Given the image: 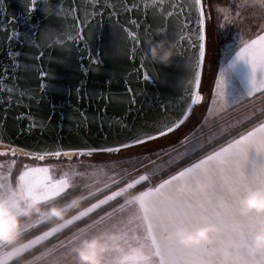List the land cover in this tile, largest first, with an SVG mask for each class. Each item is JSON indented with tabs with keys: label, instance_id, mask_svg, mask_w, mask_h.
<instances>
[{
	"label": "snow or ice",
	"instance_id": "1",
	"mask_svg": "<svg viewBox=\"0 0 264 264\" xmlns=\"http://www.w3.org/2000/svg\"><path fill=\"white\" fill-rule=\"evenodd\" d=\"M64 3L65 0H22L20 16L8 17V5L0 0V13L7 18V23L0 25V34L9 45L6 56L10 62L0 65V81L11 80V84L5 83L0 88V93L4 94L0 105L4 120L11 108L24 107L26 102L29 120L33 119L30 113L34 105L46 109V123L66 118L64 106L55 102L62 97L55 95L61 89L57 86L59 75L51 66L66 64L80 45L84 46L88 60L86 66L81 52L78 63L83 75L102 69L107 63L103 59L105 55L114 62V67L106 79H101L99 91L89 92L84 79L63 89L76 106L71 112L73 117L87 119L86 114L79 111L82 102L96 99L107 102L105 110L111 105L123 108L129 115L139 114L145 104L142 93L137 91L141 80L161 90L180 86L187 93L186 107L175 120L169 118L167 102L154 101L156 112L150 118L130 127L125 124L124 138L116 141L115 146L99 147L94 151L120 153L164 138L187 122L194 114V106L204 103L200 73L194 71L202 64L204 45L199 46L195 62L184 57L178 49L185 40L179 34L191 29L193 17L198 34L203 30L206 17L210 18L206 0H67L68 7H64ZM87 3L91 4V11L85 7ZM234 6L241 10L254 9L264 21V0H240ZM37 12L43 14V25L32 23ZM229 18L225 15V19ZM19 25L27 26L26 30L21 31ZM261 31L264 32V25ZM95 45L98 46L93 47ZM165 50L171 51L170 58L164 54ZM178 56L184 57L185 74L182 79L173 81L167 69L177 63ZM238 58H246L252 69L250 87L243 96L247 99L264 93V34L244 42ZM45 63L50 67L45 69ZM124 63L136 66L135 72L123 68ZM35 71L39 75L37 89L20 84ZM133 76L136 77L135 85ZM114 81H119L123 92L114 94L111 91ZM193 83L196 91H193ZM215 88L220 90L209 93L210 103L199 127L194 126L179 142L183 151L173 148L176 156L161 164L151 161L154 165L152 176L176 168L173 174L137 192L141 183H149L148 174H139L138 180L128 182L125 175L114 172L103 189L97 188L77 199L95 198L105 191L109 194L70 219L61 220L57 226L36 235L30 231H34L36 225L29 223L14 231L11 239H0V264H71L69 249L78 239L71 229L79 223L91 227L117 216L126 219L120 234L128 249L117 264H264V246L256 243V236L264 232V213L254 214L241 206L242 193L264 187V107L254 109L246 117L249 126L243 127V131L234 127L219 128L209 137V145L226 135L231 139L217 144L211 151H204L207 145L201 142L199 134L208 129L209 121L217 115L213 105L218 100L224 105L238 102V97L231 101L226 98L225 82L220 78L215 81ZM24 116L22 113L16 119ZM71 151L75 154L80 150ZM49 155L58 158L64 153L57 151ZM186 160L188 163L184 167H178ZM134 171L140 173V169ZM75 175L80 173H65V178L48 180L38 190L35 185L23 183L26 173L22 172L16 185L20 186L27 206L51 207L80 191V186L72 182ZM5 181L12 184L11 170L7 176L0 175V189L5 188ZM130 196L135 199H129ZM102 206H109L110 210L91 223L84 222ZM46 221H49L48 216L37 218L38 223ZM205 224L215 225L216 230L202 243L185 245L174 236L180 226L193 228ZM60 235L63 239L57 238Z\"/></svg>",
	"mask_w": 264,
	"mask_h": 264
},
{
	"label": "water",
	"instance_id": "2",
	"mask_svg": "<svg viewBox=\"0 0 264 264\" xmlns=\"http://www.w3.org/2000/svg\"><path fill=\"white\" fill-rule=\"evenodd\" d=\"M8 5V17L20 16L22 8V0H5ZM176 2V0H172ZM64 7H68L67 0H65ZM89 11L92 10L90 3L85 5ZM206 12H208V3L206 1ZM7 23V18L3 13H0V25H5ZM33 24L45 23L43 19V14L37 12L32 20ZM21 31H25V25H19ZM179 35L185 37L182 46L178 49L183 53L184 57H190L193 62L198 57L199 46L204 45V57L202 64L194 69L195 72L200 73L201 84L203 79L205 58L207 52V17L203 30L197 33V24L195 23V18L193 17V22L191 24L190 30H185ZM199 36H203L200 39ZM195 45V47H194ZM8 44L4 39L3 34H0V65L9 64V60L6 56V50ZM95 45L93 47H96ZM26 50V49H24ZM83 52L84 63L88 66L87 52L83 45H80L78 49H75L70 55L68 62L64 65H53L51 67L59 75V80L57 83L58 88L61 89L60 92L55 93L58 97L62 99H57L55 102L62 104L66 109V118H57L53 122H45V112L46 109L40 106H33L31 109L32 120L27 118L29 109L27 108V102L24 107L21 108H11L7 113V120L3 119L4 113L0 111V153H7L8 155L14 156H27L29 158H35L38 160L46 159H62L68 158L72 159L74 157H81V151L83 155H91L98 153L94 151L99 147L115 146L116 141L124 138V125L127 124L129 127L133 123L143 122L146 117L150 118L155 112L156 102H167L169 104L170 112L169 118L175 120L182 108L186 107L185 97L187 93L183 91L180 86H173L168 89H158L150 83H145L143 80L137 88L138 92H141V99L145 101L143 110L138 114L133 112L129 115L123 108L107 106V102H102L98 99L89 102L88 100L83 101V107L79 109L86 114L87 119L81 117H73L71 112L75 105H72L67 92L63 91L70 83H76L80 79L86 80V87L89 92L99 91V85L102 78H107L109 72L114 67V62L110 60L106 55L103 57L107 61L106 65L96 71L95 69L88 73L87 76L83 75L79 67V55ZM169 50H165V55ZM55 54V53H54ZM159 55V50L157 51ZM178 56L177 63L167 69L173 81H177L183 78L185 74L184 69V57ZM24 60L21 58V63ZM39 66V62H37ZM123 68L127 69L128 72H135L136 66L130 63H124L121 65ZM45 69L49 68L50 65L45 63L43 65ZM11 71V68H10ZM23 75L24 73L21 72ZM134 85L136 77H132ZM5 83L11 84L9 81H0V88L4 86ZM39 83L38 71L28 74L27 80H21L20 84L28 87L30 89H37ZM200 84V88H201ZM111 91L114 94L123 92L119 81H114ZM193 91H196V86L193 83ZM163 92V95L161 93ZM203 96V93L201 92ZM4 94L0 93V105L3 104ZM51 99V97H49ZM139 107V106H138ZM195 107V106H194ZM22 113L25 114L24 118L17 120L16 117L20 116ZM119 133V134H118ZM71 150L76 151L75 154ZM61 152L64 155L60 157L50 156L51 152ZM44 157L41 159V157Z\"/></svg>",
	"mask_w": 264,
	"mask_h": 264
},
{
	"label": "rangeland",
	"instance_id": "3",
	"mask_svg": "<svg viewBox=\"0 0 264 264\" xmlns=\"http://www.w3.org/2000/svg\"><path fill=\"white\" fill-rule=\"evenodd\" d=\"M234 1L236 2V4L234 5H238L240 3V0H234ZM234 5L230 6L227 9V11L223 14V16L219 18V21L217 22V26H218L217 30L222 40H226L228 37H232V36L234 37L238 36L239 38H243V37L245 38L251 35L252 33H254L255 31H257L258 29H260L261 25H264V21L261 20L256 10L254 9L253 10H241L235 7ZM208 12L210 14L209 3H208ZM238 12L240 13L239 16H237ZM225 15H228L230 18L225 19ZM209 28H210L209 37L211 41V49L214 53L215 49L217 48V45L215 43L216 29H214L213 22ZM223 47H224V43H222V46L220 48V56L222 55L224 51ZM213 53H212V56L215 55ZM220 56L214 57L217 59V65L214 66V63H213L212 72H210L208 78L204 82L205 88L201 91L203 93L204 103L198 104L194 107V111L195 109L199 108L198 111L196 110L193 118L185 126H183L182 128H179V130L177 129L178 130L177 132L171 134L168 137H164L161 140L159 139V141L157 142L152 141L143 146L135 147L130 150H124L120 153L98 152V153H94L91 155H82L85 157H91L90 159L96 160L98 164L100 165L98 166V169H99L98 172H96L98 174L97 176L98 178L95 179V181L92 182L91 184L85 186L84 188H80V191H79L80 195L87 196V193L90 191H96L97 188L103 189L104 183L108 182V177L112 176L114 172H120L122 175H125L128 182H131L133 179L138 180L139 174H148L149 175L148 185L138 191L144 190L150 185L156 184L160 180L165 179L169 175L173 174L176 171V168H172L171 170L167 172L164 171L163 173L164 175L165 174L166 175L165 176L163 175V177L157 180L156 176L151 175L152 169L154 167L151 161H155V164H161L164 161H167L170 157L176 156L177 153L173 151V148H176L177 151H183V149L179 147V142L182 141L186 135L192 132L194 126L199 127V121L205 114L206 109L210 103L209 93L213 90L215 91L220 90L218 88H215V81L217 80L216 72L220 64V58H219ZM225 90H226V98L230 101V99H232V94H229V91L227 90L226 85H225ZM221 106H222V100H218L217 103L213 105V108L215 110L221 109L222 108ZM223 107H224V110H222L221 112H217L216 117H214V119L209 121L208 129L204 130L202 133L199 134L201 142L207 145L204 151H211L212 148H214L217 144H223L226 140L231 139V136L226 135L223 139H217L214 144L209 145L207 143L209 137L214 136L219 131V128L230 129L234 127L237 131H243V127H248L249 125L246 122V117H248L254 109H259V108L264 107V93L260 94L259 96H253L252 98L245 99L244 101H241L237 104H234L228 107L224 106L223 104ZM232 135H235V131L232 132ZM14 157H16L19 161V159L27 157V156L14 155ZM137 157H139V160L137 159ZM63 159H68V158H62V160ZM24 160H27V159L25 158ZM187 163L179 165L178 167L182 168ZM144 165H147L148 167L145 168ZM125 169L127 170V172L123 171ZM134 169H140V173H137L136 171H134ZM127 173H131V175H128ZM160 175H157V176H160ZM121 187H124V185L122 184ZM112 190H115V189H112ZM254 192L260 193L262 196H264V189L261 191L260 190L256 191V190H253L252 188L251 190L246 191L241 194V202L244 200L245 197H247L248 195ZM108 194L109 192L105 191L103 192V194H98L97 197L95 198L86 199L90 201L86 204V206L80 209V211H83L84 209L88 208L92 203H96L97 199H102L104 195H108ZM130 197H133V196H130ZM86 200H80L76 198L73 201L69 203H65L62 206L56 204L55 206L51 208L48 207V209L45 210L46 211L45 214H47V216L49 215V217L54 216L60 211H63L64 209H66L69 205H72L76 202L79 203V201L81 203L82 201H86ZM59 223L60 222L52 226L55 227ZM22 226L23 225L16 227L12 230L16 231L17 229H20ZM12 230H10L9 232H12Z\"/></svg>",
	"mask_w": 264,
	"mask_h": 264
},
{
	"label": "crops",
	"instance_id": "4",
	"mask_svg": "<svg viewBox=\"0 0 264 264\" xmlns=\"http://www.w3.org/2000/svg\"><path fill=\"white\" fill-rule=\"evenodd\" d=\"M261 34H264V32H262L260 28L245 38L232 36L228 37L224 42V51L219 57L220 64L217 68L216 79L220 78L223 82H225L229 94H232V99H230V101L238 97V102L234 104L246 99L243 95L250 87V77L252 73L249 61L246 58H238V51L244 46V42L255 39ZM257 74L259 75V73ZM260 94L262 93H257L255 96H259ZM224 106L228 107L231 105ZM221 107V109H216V111L221 112L224 110L223 103ZM90 158L91 157L85 156L63 160L50 158L44 161L32 159L24 162L16 179L13 180V171L19 163L18 159L14 156L0 153V165H2V167H0V175L7 176L9 170H11L12 180L11 185H8L5 181V188L0 189V205H3L7 209V214L12 221L37 207H30L24 203V194L20 190V186L16 185L17 178L22 172L26 173L23 183L25 185H35L38 190L41 189L42 186L48 182V180L65 178V173H68L69 175L73 172L80 173V175H75L73 177L72 182L78 184L80 188H84L98 178V174L96 172H98V166L100 164H98L96 160H92ZM43 169H47V171H42ZM263 189L264 187L253 188V190L256 191H261ZM13 193L15 194L14 196ZM129 199H135V197H130ZM246 211L254 214L264 213V210L256 209ZM103 215L104 213L98 215L94 219ZM87 223H91V221ZM125 224L126 219L117 216L113 220H106L100 224L92 225L91 227H84V225H82L78 228L79 231H77V229L73 230V232H76L78 239H76L72 247L69 249L71 264H96V261H82L80 256V251L84 247L85 242L92 240H97L100 244L98 249L99 264H117L121 255L127 253L128 251L125 241L120 234V229L123 228ZM60 239H63V236Z\"/></svg>",
	"mask_w": 264,
	"mask_h": 264
},
{
	"label": "trees",
	"instance_id": "5",
	"mask_svg": "<svg viewBox=\"0 0 264 264\" xmlns=\"http://www.w3.org/2000/svg\"><path fill=\"white\" fill-rule=\"evenodd\" d=\"M206 1L209 3L210 18H207V52H206V58H205L203 79H202V84H201L202 90L205 88L204 87L205 80L208 78L210 72H212L213 63H214V66L217 65V59L214 58V57L220 56V48L222 46V43L225 42V40L221 39L220 34H219L218 30H217V28H218L217 22L219 21V18L223 16V14L227 11V9L230 6L236 4V2L234 0H206ZM212 22H213V25H214V29H216L215 43L217 45V48L215 49L214 53H213V51L211 49V41H210V37H209L210 36V28L209 27H210V25H212ZM212 53L215 54V55L212 56ZM211 59H213L214 61L211 60ZM214 72H216V71H214ZM198 109L199 108L195 109L194 114L187 120V122L183 126H185L193 118V116L195 115L196 110L198 111ZM183 126H181L180 128H182ZM178 130H179V128H178ZM178 130H176L175 132H177ZM175 132H173V133H175ZM170 135H168V136H170ZM168 136H166V137H168ZM161 139L162 138H160V140ZM157 141H159V139L155 140L153 142H157ZM25 158L27 160H24ZM30 159L32 160V159H35V158L24 157V158L19 159V161H18L19 163L16 165V168L13 171V180L16 179L18 173L20 172V169L23 167L24 162L29 161ZM48 159H46V160H48ZM187 162H188L187 160L184 161V163H187ZM180 165H182V164H180ZM163 175H164V173L162 175H160V176H156V179L157 180L160 179L161 177H163ZM147 185H148V183H142L136 189V191L142 189L143 187H145ZM78 196H80L79 192H77L75 194H70L69 197H66L64 200L59 202L58 205L62 206L65 203H69V202L73 201L74 199H76ZM89 201L90 200L82 201L81 203H80V201H79V203L76 202V203H74L72 205H69L66 209H64L63 211H60L56 215L50 216L49 217V221H46V222L38 224L35 227L34 231L30 230L32 235H36L37 233H39L41 231H44L45 229L51 227L52 225H54V224H56L58 222H61V220H65L68 217L74 215L76 212L80 211V209H82L84 206H86V204ZM111 206H114V205H111ZM51 207H53V206H51ZM109 208H110L109 206H102L101 209L96 210L95 214H89V218L86 219L84 222L87 223V222L91 221L92 219H94L98 215H100V214L104 213L105 211H107ZM46 209H48V207H41V206L35 207L34 209L30 210L29 212H27V213L23 214L22 216L18 217L17 219H14L12 221V227L19 226V225H21L23 223H26V222H29V221L33 220L40 210H44L45 211ZM82 225H83V223H79L77 225V227L76 228H72L71 231L79 228ZM64 234H67V232L65 231ZM62 236L63 235H60L57 238L60 239ZM52 242H55V241L53 240Z\"/></svg>",
	"mask_w": 264,
	"mask_h": 264
},
{
	"label": "clouds",
	"instance_id": "6",
	"mask_svg": "<svg viewBox=\"0 0 264 264\" xmlns=\"http://www.w3.org/2000/svg\"><path fill=\"white\" fill-rule=\"evenodd\" d=\"M167 56L169 58L171 57L170 50ZM242 207L246 210H264V196L254 192L244 198ZM11 227L12 219L8 216L7 209L3 205H0V235L7 234ZM215 230L216 226L212 224H205L193 228L180 226L175 230L174 236L180 243L185 245L199 244L210 239V234ZM256 243L258 246H264V232L256 236ZM99 247L100 244L97 240L86 241L84 247L80 251L82 261H96V264H99Z\"/></svg>",
	"mask_w": 264,
	"mask_h": 264
},
{
	"label": "built area",
	"instance_id": "7",
	"mask_svg": "<svg viewBox=\"0 0 264 264\" xmlns=\"http://www.w3.org/2000/svg\"><path fill=\"white\" fill-rule=\"evenodd\" d=\"M45 213H46V211H44V210H40V211L38 212V214L36 215V217H35L33 220L21 224V225H23V226H22L20 229H22L26 224H29V223H34V224L37 226L38 224H40V223L37 222V218H38V216H40V215H45V216H47V214H45ZM48 217H49V215H48ZM21 225H19V226H21ZM19 226L12 227L10 230H12V229H14V228H16V227H19ZM36 226H35V227H36ZM14 231H15V230H12V232H8L7 234L0 235V239H11L12 236H13Z\"/></svg>",
	"mask_w": 264,
	"mask_h": 264
}]
</instances>
